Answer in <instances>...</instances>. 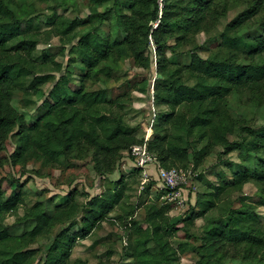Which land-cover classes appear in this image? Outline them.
I'll return each instance as SVG.
<instances>
[{"label":"trees","instance_id":"obj_1","mask_svg":"<svg viewBox=\"0 0 264 264\" xmlns=\"http://www.w3.org/2000/svg\"><path fill=\"white\" fill-rule=\"evenodd\" d=\"M35 1L0 0V150L7 149V137L17 135L14 164L28 163L32 156L44 167H55L63 158L81 160L88 152L95 171L104 176L114 173L124 150L145 142L166 169H187L192 164L197 170L217 146L223 147V154L238 151L243 161L253 154L264 155V127L242 124L229 110L232 93H248L251 102L264 103V0H251L249 7L226 25L215 38L220 42L209 57L198 53L200 46L195 42L194 49L188 51V63L182 60L180 45L190 35L196 41L199 33H210L215 21L227 16L230 0H163L162 7L160 0H90L85 32L78 33L80 23L76 18L57 15L53 19L45 33L58 37L62 46L54 54L44 52L40 62L35 59V51L41 34L30 32L31 19L39 3L52 0ZM68 1L60 0L59 5H69ZM111 1L112 6L99 10ZM261 13L260 33L241 35L240 31ZM111 15L115 27L104 35L102 27ZM115 33L124 37L119 39ZM152 45L158 55L156 75L135 82L133 87L150 94L154 79V103L165 112L156 114L154 137L145 141L134 130L125 129L131 95L111 97L106 88L89 90L86 82L108 81L126 59L150 70ZM167 50L177 59L169 58ZM66 54L70 55L68 67L78 64L83 71L79 83L73 82L64 66ZM56 73L60 74L58 79ZM49 82L54 83L53 88L41 97L44 112L29 125L24 114L12 105L11 93L21 91L29 101ZM229 170L232 180L219 178V183L204 180L202 173L197 175L208 191L196 196L191 217L183 220V230L194 238L196 234L189 226L206 217L197 236L200 243L181 242L177 248L172 238L181 227L167 221L175 207L160 203L161 192L152 191L153 182L147 184L145 194L153 195V201L148 200L145 206L144 224L132 220L128 224L135 236L126 258L134 264H180V254L191 251L198 257L195 264H227L225 248L236 246L244 252L239 264H264V222L255 211L256 206L264 207V160H257L254 168L236 165ZM250 183L258 188L257 203L241 196L225 206L226 196ZM122 184L123 177L114 189L89 197L84 205L76 199L75 189L49 198L47 203L54 204L51 211L46 202L36 201L25 208L21 220L33 226L21 234L11 233L5 220L25 206V185L11 181L14 194L0 188V264H34L40 251L32 246L58 226L63 228L42 253L41 264H66L77 241L88 238L120 205ZM216 209L219 216H207ZM74 264L87 263L76 260Z\"/></svg>","mask_w":264,"mask_h":264},{"label":"rangeland","instance_id":"obj_2","mask_svg":"<svg viewBox=\"0 0 264 264\" xmlns=\"http://www.w3.org/2000/svg\"><path fill=\"white\" fill-rule=\"evenodd\" d=\"M123 2L125 0H122ZM35 2H38L35 1ZM251 0H230V6L227 16L219 17L213 24L211 32H201L196 36L190 35L180 45L179 51L184 55L182 60L188 63L190 55L188 51L194 49L196 43L200 46L199 54L203 58L209 57L215 51V46L220 42L216 40L217 35L222 32L226 25L235 18L238 14L249 7ZM60 4V0H52L47 3H39L36 14L31 19V26H27L30 32H37L40 35V43L35 51V59L39 62L42 61V54L48 52L54 54L58 52L62 46V42L58 37H50L45 32L50 28L53 19L57 15H65L70 18L78 19L80 26L78 33H83L87 30L86 21L91 12L90 0H70L69 5L64 6ZM113 1L100 6V11H105L112 6ZM128 12V11H126ZM263 13L258 14L254 21L240 31L241 35L260 33L259 21ZM115 22V17L110 16L108 22H105L102 27V34L106 35ZM40 25V27H38ZM114 33V32H113ZM115 37L122 39L124 35L115 33ZM76 42V40H75ZM196 42V43H195ZM174 44V41L170 42ZM68 48V47H67ZM69 56L66 54L64 66L72 74V80L75 83L80 82V77L83 71L80 65H70L68 67ZM167 56L173 60L177 56L170 50H167ZM152 67L150 70H143L135 66L132 59L123 60L119 68L113 73L108 81L98 82L92 84L90 81L86 82L89 90H97L106 88L109 90V96L117 97L122 94H130L132 102L127 106L125 113V129L128 131L134 130V133L139 137L145 138V141L154 137L153 125L155 124V116L159 112H165L163 108L157 107L153 98V84L150 89V94H142L137 91L133 84L148 78L151 75L154 78L158 55L155 51V46L151 47ZM60 77L56 73V78ZM31 78L29 79V83ZM53 82H49L42 87L39 95H33L28 101L21 91H13L12 105L26 117L27 123L30 125L44 112L41 97L46 96L53 88ZM229 110L233 117L240 123L249 125L251 127L260 129L264 127V103L258 104L250 101L248 93H232L229 96ZM17 132V130L15 131ZM237 139V136H230L231 140ZM146 143V142H145ZM18 146V136L11 134L7 137L6 150H0V188L5 189L8 194H14L15 188L11 187L10 182L13 181L19 185L24 184L26 190L25 206H21L19 210L13 214H9L5 220L6 225L13 234H21L29 230L33 224L23 223V216L25 208L32 205L36 201L43 200L46 202V207L49 211L54 209V204L47 203L49 198L54 196H63L69 193L72 189L77 190L76 199L81 204H86L89 197L101 195L109 189H114L116 183L120 181L121 177L124 178V195L122 202L115 208V211L104 220L86 239H80L72 250L71 257L66 264H74L76 260H83L87 264H134V261L126 254H129L131 248L128 246L134 240L133 232L128 230V224L132 221H138L144 224L146 216V207L148 200L153 201V195L148 197L145 194V186L150 182L154 183L153 192L158 190L159 181L156 178L158 174V164L161 163L157 160L154 161V166L148 167V175L143 173L144 170L138 169L135 166L134 158L131 150H124L120 155V159L116 164V169L113 174L101 176L97 174L94 169V163L90 153L85 152L81 160L74 158H63L61 162L55 167H44L40 162H37L32 156L28 158V163H13V153ZM157 159V158H156ZM257 160H264V155H251L243 161L239 152L235 151L230 154H223V147L217 146L207 156L203 165L197 170L191 164L185 171H192V177L188 172V183L184 185L185 192L183 196L186 199L184 207L173 208L167 215L169 224H177L181 227L172 238V244L175 248L181 242H188L189 244H199L197 239L198 234H201L200 228L204 223L205 218L197 219L191 226V230L196 234L194 238L185 235L183 226L186 222L184 219L190 218L191 207L196 204L197 195L207 192L208 188L204 180L213 183H219V178L225 181H231V166H242L254 168ZM158 162V163H157ZM163 167V166H162ZM202 173L204 180H197V175ZM229 178V179H228ZM218 180V181H217ZM221 180V179H220ZM119 187L121 185H118ZM247 196L249 201L257 203L260 198L258 188L255 183H250L244 186L240 192H233L230 196L224 199L225 206H230L239 197ZM56 198V197H54ZM156 202L157 198L154 199ZM145 203V204H144ZM161 203V202H160ZM163 204V203H162ZM197 212L198 208H194ZM258 218L264 222V207L256 206L255 209ZM220 215V210L216 209L207 216L216 217ZM81 217L78 221H80ZM145 227V226H144ZM62 226L56 227L52 233L42 237L39 241L32 246L37 248L40 254L37 256L34 264H41L42 253L46 252L52 244L56 235L62 230ZM73 232L76 228L72 229ZM227 253V264H239L244 256L243 249L236 246H227L225 248ZM198 257L195 253L188 251L180 254V264H195Z\"/></svg>","mask_w":264,"mask_h":264},{"label":"built area","instance_id":"obj_3","mask_svg":"<svg viewBox=\"0 0 264 264\" xmlns=\"http://www.w3.org/2000/svg\"><path fill=\"white\" fill-rule=\"evenodd\" d=\"M163 0H160L162 7ZM131 154L134 158L135 166L141 168L145 175H148V167L154 166L157 161L148 150L147 144H136L131 149ZM158 163V162H157ZM192 177V171L187 170ZM182 168L166 169L158 164V174L156 175L159 181L158 190L161 192L159 202L163 204H171L175 208L184 207L186 199L183 196L185 192L184 185L188 183V172Z\"/></svg>","mask_w":264,"mask_h":264}]
</instances>
